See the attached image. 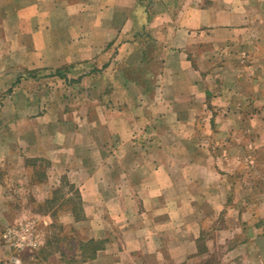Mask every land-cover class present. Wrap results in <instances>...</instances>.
<instances>
[{
    "label": "rangeland",
    "instance_id": "rangeland-1",
    "mask_svg": "<svg viewBox=\"0 0 264 264\" xmlns=\"http://www.w3.org/2000/svg\"><path fill=\"white\" fill-rule=\"evenodd\" d=\"M66 3L67 0H0V59H9L7 66L0 65V108L8 107L0 109V130L4 123L12 124L8 120H12L14 116V122L21 125H27V121L40 116L43 119L38 121L50 120L52 108L64 111L67 108L85 110L97 106L109 107L110 104V115L119 114L123 119L127 112L135 116L138 111L137 108L132 109L133 105L129 108L128 99L123 96H97L104 89L102 78L108 79V76L113 75L114 69L119 67L115 63H103L111 61V58H118L120 66L126 67L121 61L130 58L131 51L126 49L127 46L115 50L108 48L101 52L96 49V53L99 51L101 54L97 53L90 58V66H57L56 69L39 66L50 56L61 63L66 48L71 52L70 56L78 55V45L72 49L73 45L58 43H75L78 35L79 39L83 37L74 32L68 33L69 35L63 33L62 30L70 27L73 20L68 18ZM42 28L45 31L51 28L55 33L53 40L57 41L58 47L61 45L58 50V47L53 48L51 55L45 49L47 37L35 34L36 30L39 32ZM96 36L97 34L93 37L97 38ZM201 41L199 46L198 43L191 42V46L185 50L188 62L193 67L187 71L189 79L184 88L176 90L170 86L166 90L170 95L171 92L179 91L180 97L186 96V99L177 98L178 102L173 107V98L163 100L160 97L161 102L166 101L162 104L161 120L156 117V107L148 106L153 115L150 113L146 118L136 114L138 116L134 125H121L131 126L132 132L134 130L132 138L136 144L132 149L135 150L134 156L131 157L136 160L132 161L126 156L131 153L133 155V151L123 146L118 152L119 156L128 159L121 161L117 167L119 170L142 171L131 177L133 184L137 181L139 184L130 188L129 181L125 182L128 187H121V196L125 199L134 194V199L136 197L140 202H165L166 216L170 217L167 220L161 214L154 216L155 223H159L156 219L163 223L151 227L162 231L160 235H156L160 237L163 255L148 258L147 263L143 264H233L231 260L243 257L241 254H227L232 244L241 239V219L243 217L251 222L253 217L256 218L257 203L264 199V154L258 153L259 141H264V111L261 106L264 103V92L260 89L264 86V66L252 65V59L247 54V59L243 58L241 51L226 49L224 40L221 43L224 46L219 44L217 51L211 49L208 36ZM49 45L52 46L50 43ZM172 56L170 54L169 59L177 62V57ZM154 69L157 72L156 66ZM169 69L172 76L173 66ZM127 74H130V69ZM258 76H261V81ZM253 77L255 79L247 87L246 82ZM66 78L81 80L71 83ZM220 79H223L222 82ZM127 85L121 78L117 79L114 87L127 88ZM131 87L139 89L134 85ZM155 88L157 84L154 82L153 89ZM221 91H225L229 98L222 96L223 99H211L216 94L221 95ZM197 105H201L200 113L195 112ZM98 136L96 131L91 135L95 138ZM105 163L112 170L111 165L114 163ZM26 164L33 171L34 179L44 178L45 173L51 171L49 162L45 160L27 161ZM103 164L97 170H101ZM115 164L117 165V161ZM151 170L161 171L160 173L164 171L165 174L163 177H146V173ZM59 175L61 189L58 203L61 200L63 202L56 213L68 210L75 222L83 223L86 218L79 208L81 186L70 182L71 174L66 176L60 171ZM143 177L147 182H141ZM116 182L119 181L116 179ZM163 186L167 190L162 200L161 195L153 198L154 196L149 197V192L144 193L145 188L155 192ZM112 201L113 196L109 202L113 204ZM50 206L46 203L37 210L43 212ZM95 213L91 209V214ZM162 213L165 214V210ZM260 219H264V211L260 214ZM109 220L106 236L97 240L89 238L90 229L82 230L81 227L77 229L69 226L70 234L62 225L49 227L48 232L43 227L39 228L37 235L42 234V238L47 239V244L40 251L43 262L82 264L81 259L93 256L106 245H109V250L119 248V244L113 240L117 239V230L113 227V219ZM231 234L235 236L232 240L227 238ZM64 235H71L72 240L66 239ZM82 240L85 247L78 244ZM110 240L112 241L109 242ZM58 247H63L64 257L56 260L52 257ZM196 250L201 253V257L189 256ZM203 253L205 256H202ZM258 258H253L252 252V256L243 264H264V259ZM125 259L128 262L129 258L123 257V261Z\"/></svg>",
    "mask_w": 264,
    "mask_h": 264
},
{
    "label": "crops",
    "instance_id": "crops-1",
    "mask_svg": "<svg viewBox=\"0 0 264 264\" xmlns=\"http://www.w3.org/2000/svg\"><path fill=\"white\" fill-rule=\"evenodd\" d=\"M66 8L68 18L73 20L70 27L62 30L63 33L69 35L68 33L74 32L83 37L79 39L78 35L75 43H58L73 45L72 49L78 45V55L70 56L71 52L66 48L61 63L50 56L39 66H49L53 69L57 66H90L91 57L97 53L100 55L102 50L124 49L127 46L126 49L131 51L130 58L121 61L126 67L120 66L118 58H111V61L103 63H115L119 67L114 69L113 75L108 76V79L102 78L104 89L97 93V96H123L128 99L129 108L133 105V110L138 109L135 113L146 118L150 113L154 114L148 110V106H153L156 107V117L161 120L162 104L166 101L161 102L160 97L163 100L173 98V107L178 99H186V96L180 97L179 91L171 92L170 95L166 90L170 86L179 90L187 83V71L193 66L188 62L185 50L191 46V42H196L199 46L201 39L208 36L211 49L217 51L219 44L224 46L221 44L224 40L226 49L241 51L243 58H246L247 54V57L252 59V65L264 66V0H67ZM49 29L45 31L42 28L39 32L36 30L35 34L47 37L45 49L48 50L47 54L51 55L52 49L58 45L52 38L55 33ZM96 34L97 38L93 37ZM96 49L100 52L96 53ZM170 54L177 57L178 61L170 60ZM8 62L9 59L7 61L4 57L0 65L7 66ZM155 66L157 72H154ZM171 66L172 76L169 69ZM258 77L261 81V76ZM121 78L128 84L127 88L114 87L117 79ZM254 79L253 77L246 82L247 87ZM80 80L81 78H66V81L71 83ZM222 80L220 79L221 82ZM154 82L157 84L155 89ZM131 85L139 89L135 90ZM260 89L264 92V86ZM220 94L211 99L228 97L225 91ZM168 105L169 103L166 106ZM145 106L147 107L144 110ZM261 106L264 111V103ZM6 107L0 109L5 110ZM110 107L109 104V107L105 105L85 110L67 108L65 111L52 108L50 120L38 121L43 119V116H40L27 121V125H21L14 122V116L12 120H8L12 124L4 123L0 130V264H45L40 251L47 244V239H43L42 234L37 235L41 227L48 232L54 225H62L68 229V234L72 226L77 229L81 227L82 230L90 229L89 238L97 240L106 236V226L110 225V218L113 219L112 226L117 230V239L113 240L119 244V248L109 250V245H106L93 256L81 259L82 264H143L147 263L148 258L163 255L162 246L159 244L160 237L157 236L162 231L151 227L163 225L157 219L159 223H155L154 216H160L159 214L169 220L170 217L166 216L167 203H152L148 200L140 202L136 197L134 199V194L125 199L121 196V187L127 186L125 182L129 181L130 188L139 184V181L134 184L131 182V177H134L137 171L119 170L117 167L121 161L128 159L119 156L118 152L123 146L133 151V155L131 153L126 156L132 161L136 160L131 157L135 151L132 150L133 145L136 144L132 138L134 130L132 132L131 126L121 125H134L138 115L127 112L123 119L119 114L110 115ZM197 108L195 112L200 113L201 105H197ZM64 112H67L66 115ZM95 131L99 133L98 138L91 137ZM259 142L258 153L264 154V141ZM35 160L49 162L51 171L45 173L44 178L34 179L33 171L31 172L26 164L27 161L36 162ZM110 161L114 163L111 165L112 170L105 163ZM100 164H103L102 169L97 170ZM60 171L66 176L71 174L70 182L81 186L79 208L86 218L83 223L75 222L68 210L56 213V209L63 202L61 200L58 203L61 189ZM160 172L151 170L146 173V177H163L164 171ZM38 175L40 177V173ZM116 179L119 182H116ZM141 182H147L146 178ZM145 190V194L149 192V197L161 195L162 200L167 189L163 186L155 192L147 188ZM112 196L113 204L109 202ZM46 203L51 205L50 208L43 212L37 210ZM91 209L96 213L91 214ZM160 210H165L166 213ZM263 211L264 199L257 203L256 218L253 217L249 222V219L242 217V232L239 233L241 239L232 244L227 254H241L243 257L231 260V263H245L252 256V252L253 258L264 259V219H260ZM26 227L29 228L27 239ZM63 237L72 240L71 235ZM234 237V234H231L227 238L232 240ZM81 242L78 244L85 247L84 241ZM62 248L58 247L52 258H63ZM190 254L192 257H201L197 250ZM203 255L205 256L204 253ZM123 257H128V262L126 259L123 261Z\"/></svg>",
    "mask_w": 264,
    "mask_h": 264
},
{
    "label": "built area",
    "instance_id": "built-area-1",
    "mask_svg": "<svg viewBox=\"0 0 264 264\" xmlns=\"http://www.w3.org/2000/svg\"><path fill=\"white\" fill-rule=\"evenodd\" d=\"M25 229H26V231H25L26 234L25 235H26V239H27V232H28L29 228L26 227Z\"/></svg>",
    "mask_w": 264,
    "mask_h": 264
}]
</instances>
